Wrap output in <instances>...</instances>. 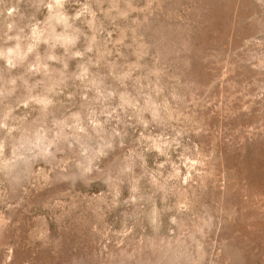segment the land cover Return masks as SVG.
<instances>
[{"label":"rangeland","instance_id":"1","mask_svg":"<svg viewBox=\"0 0 264 264\" xmlns=\"http://www.w3.org/2000/svg\"><path fill=\"white\" fill-rule=\"evenodd\" d=\"M0 264H264V0H0Z\"/></svg>","mask_w":264,"mask_h":264}]
</instances>
